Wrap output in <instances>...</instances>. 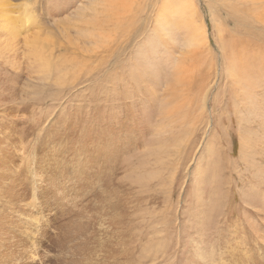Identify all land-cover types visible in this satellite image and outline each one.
I'll list each match as a JSON object with an SVG mask.
<instances>
[{
  "label": "rangeland",
  "instance_id": "rangeland-1",
  "mask_svg": "<svg viewBox=\"0 0 264 264\" xmlns=\"http://www.w3.org/2000/svg\"><path fill=\"white\" fill-rule=\"evenodd\" d=\"M260 239L264 0H0V264H264Z\"/></svg>",
  "mask_w": 264,
  "mask_h": 264
},
{
  "label": "bare ground",
  "instance_id": "bare-ground-1",
  "mask_svg": "<svg viewBox=\"0 0 264 264\" xmlns=\"http://www.w3.org/2000/svg\"><path fill=\"white\" fill-rule=\"evenodd\" d=\"M263 1V0H262ZM105 29V28H104ZM94 31V30H93ZM97 31V30H96ZM95 34V33H94ZM99 34H101V33H99ZM12 35V34H11ZM95 35H97V34H95ZM96 37V36H95ZM102 37H103V34H102ZM92 38H93V35H92ZM100 39V38H99ZM96 40V39H95ZM4 48V47H3ZM167 50V49H166ZM4 51V50H3ZM10 54V53H9ZM1 55H2V53H1ZM6 55V51H5V54H4V56ZM3 56V55H2ZM10 56V55H9ZM16 56V55H15ZM8 57V56H7ZM11 57V56H10ZM234 58V57H233ZM4 60H5V58H4ZM37 60H39V59H37ZM43 61V60H42ZM44 63H42V65H43ZM41 65V64H40ZM142 65V64H141ZM3 66V65H2ZM139 66V65H138ZM239 67H235V71L237 72V69H238V71H240L239 70V68H240V65H238ZM19 68V67H18ZM57 70H55V75L56 74H59V71L58 70H60V68L59 67H57L56 68ZM142 68L141 67H138V70H139V72L137 71V73H135V71H134V73L132 74L133 75V77H132V79H133V81H138L139 83H141L142 81L143 82H146V83H148L149 85H152L153 86V88H154V90L157 92L158 90H159V88H161L160 87V82L158 83V81H157V79L156 78H152L148 73H147V71L145 70V71H143V70H141ZM256 69H262L260 66H253V70H256ZM180 71V70H179ZM194 72V71H193ZM154 73V72H153ZM161 76V75H160ZM186 77V76H185ZM39 79H41L42 80V78H39ZM181 79H183L182 81H183V83H179V85L180 86H184V87H186L187 85H186V83L188 82L187 81V78H181ZM160 81V80H159ZM193 83V82H192ZM166 84V83H165ZM246 85H248L250 88H252L253 86L255 87L256 86V78H255V80H254V82H248V83H246ZM37 87V86H36ZM39 87V86H38ZM148 88V87H147ZM94 90H96V89H94ZM93 90V91H94ZM135 90V89H134ZM133 90V91H134ZM137 90V89H136ZM140 90H142V89H140ZM172 90V89H171ZM170 90V91H171ZM151 91V90H150ZM155 91H153V92H151L149 95L150 96H153V95H156V93H154ZM160 92V91H159ZM133 92H131V94H132ZM135 94H136V92H135ZM165 94V93H164ZM144 95V94H143ZM127 96V95H126ZM159 95H157V96H155V98L157 97V99H159V101H160V106L163 104L164 105V103H163V101H164V99L162 100L161 98H159L158 97ZM130 97V96H129ZM184 98H186V94L184 93V91L183 90H181V92L179 91V93H177V94H175V93H171V94H169V98H168V101L166 100V102H165V104H169V103H171L172 101H176V100H179V99H184ZM155 100V99H154ZM169 100L171 101V102H169ZM143 102V101H142ZM155 102H156V100H155ZM154 103V102H153ZM142 104V103H141ZM136 106V105H135ZM171 107V106H170ZM135 108V107H134ZM140 108V107H139ZM135 109H137L136 111H138L139 112V110H138V108H135ZM141 109V108H140ZM144 110H145V108H144ZM147 110V109H146ZM148 111V110H147ZM147 111H142V112H144L143 113V115H142V118L140 119V118H137L138 119V121L139 122H137L138 124H137V126L138 127H141L142 125H146V124H148V120L149 119H145V118H148L149 116V114L147 115ZM149 111H151V110H149ZM149 111H148V113H149ZM155 111V110H154ZM154 111H152L151 113H153ZM145 112H146V114H145ZM163 112V111H162ZM96 113H99V112H96ZM134 113V112H133ZM166 113V112H165ZM168 113H170V111L168 112L167 111V115H168ZM135 114V113H134ZM172 114V113H171ZM148 116V117H147ZM174 117V116H173ZM147 120V121H145V120ZM182 123V122H181ZM129 135H132V133H134V132H132V130H131V132L129 131V132H127ZM184 134V133H183ZM104 136H107V134L106 133H104ZM133 138H135V137H133ZM249 138V137H248ZM247 139V138H246ZM248 140V139H247ZM250 141V140H249ZM94 142H99V141H96V140H91V143H94ZM100 144L102 145V147H103V149H105V152H106V150H107V148L100 142ZM105 145H107V143L105 144ZM119 148H120V146H119ZM118 148V149H119ZM254 156V155H253ZM255 157V156H254ZM247 160H248V158H247ZM253 160V159H252ZM200 172V171H199ZM254 182V183H253ZM251 183H253V184H251ZM250 183V187L252 186V187H254L255 185H257V183L255 182V181H252ZM243 191V190H242ZM252 193L253 192H251V190L249 191V194L248 195H252ZM244 194H245V192H243V194H242V199L244 198V201L246 202V203H248V202H250L251 204L250 205H255V204H257L258 203V201H257V199L255 198V197H250L249 199H247L245 196H244ZM257 197V196H256ZM200 203H202V201L201 200H198V202H197V204L199 205ZM199 206H202V205H199ZM217 206H219V207H221V204H217V205H215L214 206V208H212L211 209V214L212 215H214L215 213H217V212H215L217 209H216V207ZM200 208V207H199ZM215 212V213H214ZM202 214L205 216V217H207V215H206V213H204V209L202 210ZM198 221V220H197ZM210 231V230H209ZM258 235H259V233H258ZM258 235H256V237L258 236ZM205 236V235H204ZM208 236V235H207ZM205 239H206V237H205ZM260 241L263 243V241H264V239H260ZM259 242V239H258V241H257V243ZM215 243V242H214ZM152 244V243H151ZM155 244H157V243H155ZM264 244V243H263ZM62 245V244H61ZM167 246V245H166ZM218 246V245H217ZM240 246V245H239ZM239 246H237V247H239ZM159 247V246H158ZM220 247V246H219ZM154 248V247H153ZM161 248V247H160ZM221 248V247H220ZM156 249V248H155ZM164 249H166L165 247H164ZM157 250V249H156ZM163 250V249H162ZM195 252V251H194ZM200 252H198L197 254H199ZM202 253V252H201ZM200 253V254H201ZM194 254V253H193ZM218 254V253H217ZM202 255V254H201ZM211 255V254H210ZM219 255V260H220V264H225L224 262H223V258L224 257H226L227 258V256L226 255H224V253H223V248H222V250L220 251V253L218 254ZM62 256H63V254H62ZM213 256V255H212ZM211 256V257H212ZM215 256H217V255H215ZM32 257V256H31ZM61 257V256H60ZM198 257H199V255H198ZM218 258V257H217ZM191 259V258H190ZM193 259V258H192ZM199 259H201V258H199ZM216 259V258H215ZM214 259V260H215ZM234 259V257L231 259V261ZM263 259V260H262ZM194 260H196V259H194ZM204 260V259H203ZM217 260V259H216ZM259 262H261V261H264V257H260L259 259ZM192 261V260H191ZM208 260L206 259V262H207ZM238 261V260H237ZM236 261V259H234L233 260V263L232 264H238L239 262H237ZM71 262V261H70ZM76 262V261H75ZM197 262V261H196ZM195 262V263H196ZM90 263V262H89ZM191 263V262H190ZM202 263V262H201ZM253 263V262H252ZM189 264V263H188ZM194 264V263H193ZM226 264H227V262H226ZM230 264V263H229ZM255 264V263H254Z\"/></svg>",
  "mask_w": 264,
  "mask_h": 264
}]
</instances>
